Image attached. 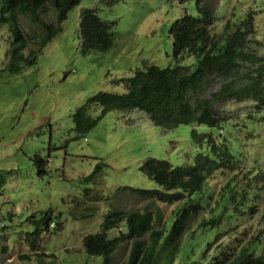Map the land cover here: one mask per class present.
Segmentation results:
<instances>
[{
  "label": "rangeland",
  "instance_id": "374dc122",
  "mask_svg": "<svg viewBox=\"0 0 264 264\" xmlns=\"http://www.w3.org/2000/svg\"><path fill=\"white\" fill-rule=\"evenodd\" d=\"M201 5L212 8V34H218L226 20H239L252 10L255 32L251 37L259 41L254 51L264 55V0H201ZM82 8H92L100 18L114 23V44L107 51H81ZM184 14H199L196 0H80L61 22V30L36 53L34 63H19L14 72L5 68L12 35L6 25H0V225H4L0 264H102L101 258L85 253L82 238L100 230L106 213L148 210L155 229H160L176 212L175 218L183 208L192 209L195 202L169 204L121 189L159 188L139 170L148 157L172 166L192 165L198 153L213 157L206 139L198 144L193 132L224 141L236 165L234 171L217 172L208 179L201 208L190 210L186 234L199 235L200 225L209 219L226 185L236 184L253 195L249 201L253 212L239 213L213 229L209 253L217 247L234 251L257 238L264 245V176L261 181L254 178V173L264 170V106L256 107L252 100L224 101L216 104L226 118L221 127L190 123L171 129L155 126L140 110L111 109L88 133L74 138L72 114L88 98L99 91L125 92V83L116 81L130 77L144 63L174 64L168 30ZM40 17L54 19L49 4ZM18 27L26 41V55L36 48L33 35L42 31L28 16H20ZM180 63L193 69L196 61L185 55ZM252 68L249 62L243 65L245 72ZM220 81L213 79L200 95L208 96ZM99 112L100 106L89 110L94 117ZM36 154L47 162L43 175H38L33 162ZM99 161L106 165L85 180ZM47 209L62 213L61 228L43 232L33 251L24 232L32 229L30 216ZM117 234V230L109 232L111 237ZM130 246L131 241L119 244L112 264L124 262Z\"/></svg>",
  "mask_w": 264,
  "mask_h": 264
},
{
  "label": "trees",
  "instance_id": "16d2710c",
  "mask_svg": "<svg viewBox=\"0 0 264 264\" xmlns=\"http://www.w3.org/2000/svg\"><path fill=\"white\" fill-rule=\"evenodd\" d=\"M79 1L0 0V25H6L12 35L5 68L14 72L19 68V63H34L36 53L61 30V22ZM47 4L54 11L52 21L40 17L46 12ZM196 5L199 14H184L174 20L168 30L172 36L174 64L160 67L144 63L142 67L135 68L130 77L116 81L125 83V92L99 91L88 98L72 114L74 138L88 133L111 109H137L145 113L155 126L171 129L190 123L221 127L226 118L220 115L216 104L224 101L252 100L256 107L264 106V55L254 51V45L259 41L251 37L255 32L254 12L249 10L239 20H226L222 30L212 34L210 26L215 20L212 8L203 7L201 0H196ZM20 16L30 17L42 31L41 35H33L36 37V48L29 49L26 55L23 53L26 41L18 27ZM113 24L100 18L94 9L82 8L79 13L81 51L88 53L110 49L115 38ZM185 55L195 58L193 69L180 63ZM246 62L253 66L247 72L243 71ZM213 79L221 81L208 96H201ZM93 106H100V112L95 117L89 113ZM193 136L200 145L206 139L213 157L198 153L194 163L187 166H172L166 160L148 157L139 170L159 188L124 187L121 190L159 202H181V206L185 201L188 204L195 202L192 209L199 210L203 187L207 186L208 179L217 172L234 171L236 163L224 141L216 142L212 136L205 137L196 132H193ZM33 162L38 175L47 172V162L40 155H34ZM105 165L102 161L97 162L85 180L94 178ZM263 176L264 170L254 173L257 181H261ZM237 186L226 185L209 219L200 225L199 235L186 234L185 223L192 210L189 206L183 208L176 218L174 215L177 212L169 217L160 229H155L151 211L113 210L104 215L99 231L83 236V249L88 256L101 258L102 264H112V256L118 245L128 241H131V246L127 259L118 264H175L178 260L183 264H264V245L263 242L258 243L259 238L249 240L234 251L217 247L213 253H209L213 229L228 224L239 217V213L253 212L254 207L249 204L253 195ZM61 217L62 213L55 214L51 209L35 217L31 215L32 229L24 232L29 249H37L43 232L51 228L58 231ZM1 225L0 228L4 227ZM111 230H117L118 234L109 236ZM261 234L264 236V229Z\"/></svg>",
  "mask_w": 264,
  "mask_h": 264
}]
</instances>
